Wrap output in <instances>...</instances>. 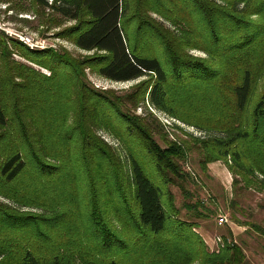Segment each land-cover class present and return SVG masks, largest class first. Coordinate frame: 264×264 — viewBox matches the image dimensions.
Returning a JSON list of instances; mask_svg holds the SVG:
<instances>
[{
	"label": "trees",
	"instance_id": "16d2710c",
	"mask_svg": "<svg viewBox=\"0 0 264 264\" xmlns=\"http://www.w3.org/2000/svg\"><path fill=\"white\" fill-rule=\"evenodd\" d=\"M27 1L39 26L72 22L56 36L93 54L31 49L0 31V264H242L239 246L210 253L194 223L169 218L162 187L188 176V147L160 125L161 147L147 118L207 130L189 135L202 170L221 161L233 185L264 193V0ZM86 70L144 79L118 98Z\"/></svg>",
	"mask_w": 264,
	"mask_h": 264
},
{
	"label": "rangeland",
	"instance_id": "374dc122",
	"mask_svg": "<svg viewBox=\"0 0 264 264\" xmlns=\"http://www.w3.org/2000/svg\"><path fill=\"white\" fill-rule=\"evenodd\" d=\"M30 6V2L27 0H15L14 6L0 2V31H3L7 36H9L8 33L15 34L16 36L10 37H14L22 43L24 42L21 39L27 37L34 44H42L43 49L65 50L75 57L93 54V52L80 51L68 40L56 36L60 30L71 26L72 22L65 21L59 28L53 29L48 26H39ZM5 31L10 32L6 33ZM190 54L195 57H205L199 51H191ZM14 57L18 61L26 63L18 56ZM31 66L38 69L34 65ZM40 71L45 75L49 74L46 70L41 69ZM85 74L91 87L110 92L111 95L118 98L129 95L133 87L144 79L119 83L103 79L88 70ZM263 81L264 78L257 83L256 92L260 90ZM125 109L129 113L143 115L142 108L132 109L128 103H126ZM147 121L153 128L154 139L161 147H164V141L156 133L160 130V125H164L161 127L166 132L168 141L183 143L188 147L185 160L179 161L182 171L188 176L184 180L176 181V186L167 184L162 187L164 193L166 191L170 193V196L164 195L162 198L169 218H178L194 223L196 225L194 231L200 236L210 253L218 252L226 246L237 245L244 253L245 258L242 264H264V236L254 229V226L264 228V193H258L253 189H244L239 183L233 185V176L221 161L206 164V170H202L200 152L192 144L189 135L203 138L209 134L207 130L202 132L198 128L187 126L179 121L174 122L155 110L152 111V118L149 116ZM168 123H175L174 125H177L178 128L169 127ZM98 135L113 147L120 160L126 163L127 153L122 142L102 130L98 131ZM139 150L144 156L143 150ZM142 159L146 160L144 157ZM146 165L150 169L149 162ZM0 201L4 200L0 199ZM220 216L226 218V223L219 226L217 218Z\"/></svg>",
	"mask_w": 264,
	"mask_h": 264
},
{
	"label": "built area",
	"instance_id": "2783aa9c",
	"mask_svg": "<svg viewBox=\"0 0 264 264\" xmlns=\"http://www.w3.org/2000/svg\"><path fill=\"white\" fill-rule=\"evenodd\" d=\"M6 33L10 32V31H5ZM9 36H16L15 34L14 35H11V33H8ZM25 44H27L30 48H43L44 46H42V44H34L33 42H31V40L29 38H22L21 39ZM217 221H218V225H223L226 223V218L224 216H220L217 218Z\"/></svg>",
	"mask_w": 264,
	"mask_h": 264
}]
</instances>
